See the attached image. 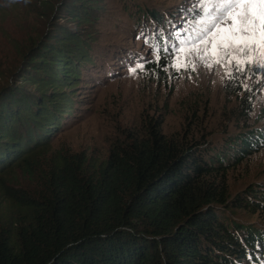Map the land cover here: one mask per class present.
Masks as SVG:
<instances>
[{"label":"trees","instance_id":"trees-1","mask_svg":"<svg viewBox=\"0 0 264 264\" xmlns=\"http://www.w3.org/2000/svg\"><path fill=\"white\" fill-rule=\"evenodd\" d=\"M108 1L127 14L131 27L121 29L154 27L157 53L170 52L163 27L178 30L180 4L62 1L71 25L43 39L35 57H24L15 84L0 87V175L20 166L41 188L38 198L16 194L20 213L0 232V264H264V179L236 191L230 180L231 169L264 147V126L245 123L209 139L192 129L168 133L163 120L149 119L102 157L53 149L52 166H37V155L86 101L69 93L76 79L101 81L99 69L109 73L111 55L120 52L123 34L101 45L85 31L108 19Z\"/></svg>","mask_w":264,"mask_h":264},{"label":"rangeland","instance_id":"rangeland-1","mask_svg":"<svg viewBox=\"0 0 264 264\" xmlns=\"http://www.w3.org/2000/svg\"><path fill=\"white\" fill-rule=\"evenodd\" d=\"M62 1L0 0V87L12 82L26 55L29 61L37 55L34 47L68 24ZM146 1L184 7L177 14L178 30L163 27L172 42L165 43L170 52L157 53L159 47L151 41L154 27L141 34L140 28L137 33L121 29L131 27L125 23L126 12L119 4L105 3L108 19L85 31L101 45L123 34L116 40L120 52L111 55L109 73L99 69L101 81L79 75V86L66 90L78 98L87 96L86 101L51 140L45 155H37L39 168L52 166L57 154L53 149L102 157L112 142L129 137L149 119L163 120L162 130L168 133L192 129L209 139L240 131L245 123L264 126V0ZM246 109L248 120L243 118ZM38 178L20 166L0 175V232L18 218L16 194L39 197ZM263 179L264 147L230 170L233 191Z\"/></svg>","mask_w":264,"mask_h":264}]
</instances>
